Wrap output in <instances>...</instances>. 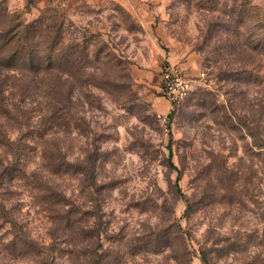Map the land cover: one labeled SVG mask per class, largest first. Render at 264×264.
Listing matches in <instances>:
<instances>
[{"label":"rangeland","instance_id":"1","mask_svg":"<svg viewBox=\"0 0 264 264\" xmlns=\"http://www.w3.org/2000/svg\"><path fill=\"white\" fill-rule=\"evenodd\" d=\"M132 4L139 19L115 0H0L22 54L0 96L20 158L9 173L0 136V264H264V0ZM46 62L50 100L28 72ZM171 65L192 80L176 106ZM40 131L63 174L29 177Z\"/></svg>","mask_w":264,"mask_h":264},{"label":"trees","instance_id":"2","mask_svg":"<svg viewBox=\"0 0 264 264\" xmlns=\"http://www.w3.org/2000/svg\"><path fill=\"white\" fill-rule=\"evenodd\" d=\"M12 43H15L13 38L7 39L5 37L2 38V36H0V96L4 94L7 90L4 89L5 79L6 77L8 78V74L6 75V73H12L11 75L13 78L22 75L21 70L17 68V63L20 60H22L21 59L22 54L18 51H13L12 53L7 52V49ZM28 72L32 76H34V78H38L37 85L43 90L42 93L43 98H45L46 100H50V99H54V97L52 96L55 94L61 95L60 91L62 90V86L57 87V82L52 78V70L51 67L48 65V62H46L45 64L41 63L37 67H31L30 69H28ZM57 79L59 82L61 80V77L58 76ZM45 106L46 107L48 106V113L50 116V118L45 120L48 124V127H54L56 123V126H60L62 128L63 124L65 123V116L62 115L64 107L57 109V107H52L50 103L48 104V102L45 104ZM6 114H9V112H6ZM40 118H42V115ZM27 127L28 126H26V128ZM40 132L41 134L38 135V138L36 136L38 142L36 141L35 137H33V139L31 140H33L32 144L35 145L37 149H39V153H40L39 158L43 163H41V165L39 166L40 168L38 170L36 169L35 172L31 171L29 173V177L33 178L35 177V175L41 174L39 173L42 171L41 169H44L43 172L50 176L59 175L61 173L63 174L64 172L60 171L59 165L53 162L52 156L48 155L46 148L43 146L42 142L44 135H42L43 131ZM0 136H2L5 146L8 148L7 156L11 158V161L8 164V169H7V171L10 173L13 168V165L16 163L18 164L20 162L19 155L17 154L16 151V149H18L19 151V148L17 147L18 144H15L14 142L10 141L9 140L10 137L7 134L0 133ZM24 167L25 166H23V168ZM0 208L3 209V206H0ZM204 264H206V261Z\"/></svg>","mask_w":264,"mask_h":264},{"label":"built area","instance_id":"3","mask_svg":"<svg viewBox=\"0 0 264 264\" xmlns=\"http://www.w3.org/2000/svg\"><path fill=\"white\" fill-rule=\"evenodd\" d=\"M161 78L162 94L172 106L178 105L191 92L192 80L178 67L168 66L162 71ZM158 118L165 120L160 115Z\"/></svg>","mask_w":264,"mask_h":264},{"label":"crops","instance_id":"4","mask_svg":"<svg viewBox=\"0 0 264 264\" xmlns=\"http://www.w3.org/2000/svg\"><path fill=\"white\" fill-rule=\"evenodd\" d=\"M115 2L119 3V5L121 6V8H124L132 17L138 18V19L140 18L141 13H140V15H138V14H136V11L132 9V7H133L132 0H115ZM143 22L144 21L141 20V24L142 25H143ZM144 24H145V22H144ZM167 61H169V59H167ZM169 64H171V63H169ZM171 66H173V65H171ZM181 70L183 71V69H181ZM161 81H162V78H161Z\"/></svg>","mask_w":264,"mask_h":264}]
</instances>
